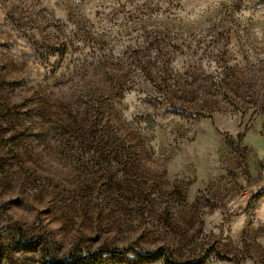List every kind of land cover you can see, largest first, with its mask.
Returning a JSON list of instances; mask_svg holds the SVG:
<instances>
[{"label": "rangeland", "instance_id": "obj_1", "mask_svg": "<svg viewBox=\"0 0 264 264\" xmlns=\"http://www.w3.org/2000/svg\"><path fill=\"white\" fill-rule=\"evenodd\" d=\"M37 237L264 264V0H0V264Z\"/></svg>", "mask_w": 264, "mask_h": 264}, {"label": "trees", "instance_id": "obj_2", "mask_svg": "<svg viewBox=\"0 0 264 264\" xmlns=\"http://www.w3.org/2000/svg\"><path fill=\"white\" fill-rule=\"evenodd\" d=\"M14 233L16 236L23 241L24 231L20 227H14ZM29 247L37 248L41 246V261L40 264H103L107 255H114L116 257H125L130 251H134L133 248H126L123 250L120 249H102L96 252H79L78 254H72L70 257L65 259L57 258L50 246L49 242L44 237H37L34 240L24 243ZM163 252V249L156 250L151 253H139V257L146 260H153L156 257L160 256ZM204 261L199 263H187V264H202ZM168 264H177L171 260L168 261Z\"/></svg>", "mask_w": 264, "mask_h": 264}]
</instances>
